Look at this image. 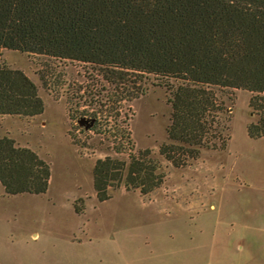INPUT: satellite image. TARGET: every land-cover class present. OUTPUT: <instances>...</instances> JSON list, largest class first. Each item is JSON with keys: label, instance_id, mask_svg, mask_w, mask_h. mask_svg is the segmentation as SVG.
I'll return each instance as SVG.
<instances>
[{"label": "rangeland", "instance_id": "374dc122", "mask_svg": "<svg viewBox=\"0 0 264 264\" xmlns=\"http://www.w3.org/2000/svg\"><path fill=\"white\" fill-rule=\"evenodd\" d=\"M0 65L28 76L44 103L35 116L0 115V139L9 137L32 149L50 166L45 193L7 195L0 183V264L180 260L187 230L192 258L199 250L193 243L209 242L214 232L209 224L204 237L199 235L198 219L213 221L212 213L228 232L222 242L264 241L259 227L264 220V136L247 135V123L254 120L250 92L230 89L224 94L231 116L226 149L205 151L190 164L173 167L158 152L167 142L169 93L153 77L145 94L128 100L125 92L122 99L112 96V87L88 63L3 48ZM81 117L95 123L85 128L78 124ZM120 126L129 130L133 152L151 149L165 175L148 194L121 183L99 201L93 188L95 161L106 156L128 160L127 151H115ZM187 209L195 222L186 225ZM244 225L253 228L243 233Z\"/></svg>", "mask_w": 264, "mask_h": 264}, {"label": "trees", "instance_id": "16d2710c", "mask_svg": "<svg viewBox=\"0 0 264 264\" xmlns=\"http://www.w3.org/2000/svg\"><path fill=\"white\" fill-rule=\"evenodd\" d=\"M3 48L88 63L119 99L145 94L153 77L169 93L167 142L158 152L173 167L226 149L230 89L251 93L247 135L264 136V0H0V57ZM43 108L29 77L0 65V115L30 117ZM117 131L115 151H127L128 160L95 161L99 201L121 183L148 194L165 175L151 149L133 152L129 130ZM49 179L35 151L0 139L5 194L45 193Z\"/></svg>", "mask_w": 264, "mask_h": 264}, {"label": "crops", "instance_id": "0c3cea01", "mask_svg": "<svg viewBox=\"0 0 264 264\" xmlns=\"http://www.w3.org/2000/svg\"><path fill=\"white\" fill-rule=\"evenodd\" d=\"M244 182V179H243ZM247 182V181H246ZM264 184V181H263ZM246 185H250L248 182ZM213 207V205H211ZM215 211V209L211 210ZM190 209L185 211V215L183 214L182 218L183 224H188L189 222H195V214H191ZM264 214V212H263ZM200 217V215H196ZM215 218L213 221H205L198 219L199 226V235L205 234V226L212 224L214 226V232L212 233L209 242H203L202 240H198V242L193 243L196 244L198 252L194 253L197 255L196 257L191 258L190 248H191V234L187 230L182 235V247H183V256L179 260L172 258H160V259H152L149 264H264V241L260 244L254 245L251 242H245L242 240L241 243L232 244L229 240L221 241L220 237L225 236L228 237V232L223 230V224H221V220L218 219L217 213H212L211 218ZM192 220V221H190ZM185 222V223H184ZM227 226V225H226ZM228 227V226H227ZM253 226L244 225L241 226L243 228V233L249 230V228ZM260 227V232L264 233V220ZM225 228V227H224ZM226 229V228H225ZM203 230V231H202ZM245 230V231H244ZM194 246V245H193ZM130 264V263H125Z\"/></svg>", "mask_w": 264, "mask_h": 264}, {"label": "water", "instance_id": "95a60500", "mask_svg": "<svg viewBox=\"0 0 264 264\" xmlns=\"http://www.w3.org/2000/svg\"><path fill=\"white\" fill-rule=\"evenodd\" d=\"M95 119L94 118H91V119H86L84 117H81L79 120H78V124L79 125H84L85 128H89L93 125Z\"/></svg>", "mask_w": 264, "mask_h": 264}]
</instances>
